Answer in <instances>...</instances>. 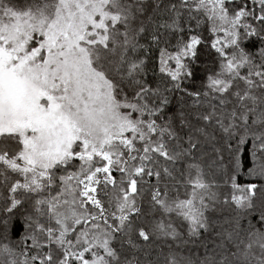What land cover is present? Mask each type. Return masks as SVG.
I'll list each match as a JSON object with an SVG mask.
<instances>
[{
	"label": "snow or ice",
	"instance_id": "obj_1",
	"mask_svg": "<svg viewBox=\"0 0 264 264\" xmlns=\"http://www.w3.org/2000/svg\"><path fill=\"white\" fill-rule=\"evenodd\" d=\"M0 264H264V0H0Z\"/></svg>",
	"mask_w": 264,
	"mask_h": 264
},
{
	"label": "trees",
	"instance_id": "obj_2",
	"mask_svg": "<svg viewBox=\"0 0 264 264\" xmlns=\"http://www.w3.org/2000/svg\"><path fill=\"white\" fill-rule=\"evenodd\" d=\"M247 179H251V178H249V177H246V176H241L240 177V182H244L245 180H247Z\"/></svg>",
	"mask_w": 264,
	"mask_h": 264
}]
</instances>
